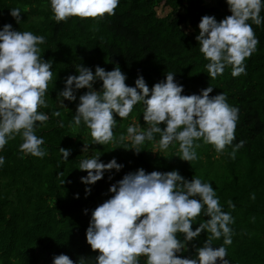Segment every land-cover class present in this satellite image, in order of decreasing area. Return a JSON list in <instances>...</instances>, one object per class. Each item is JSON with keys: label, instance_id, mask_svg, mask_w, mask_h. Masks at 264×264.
<instances>
[{"label": "trees", "instance_id": "obj_1", "mask_svg": "<svg viewBox=\"0 0 264 264\" xmlns=\"http://www.w3.org/2000/svg\"><path fill=\"white\" fill-rule=\"evenodd\" d=\"M160 6L169 8L166 15H159ZM17 7L21 9L19 25L10 15V9ZM52 15L50 0H0V30L10 23L14 29L43 35L46 42L39 45L41 57L52 61L53 73L44 97L48 107L39 109L50 118L36 129V135L45 140L42 147L47 155L23 156L19 136L0 150L5 158L0 166V264H52L53 256L61 253L74 262L84 256L94 264L96 253L86 242L91 211L110 198L111 184L139 168L146 172L178 170L189 181L198 177L211 183L223 210L230 212L235 221L230 225L233 243L225 246L226 258L230 264H264V23L252 25L260 43L244 61L247 74L234 78L231 67H226L223 75L211 79L205 67L209 61L200 53L195 37L202 16H215L219 22L231 15L226 0H119L115 15L106 14L102 19L72 17L57 23L50 19ZM187 24L190 31L185 28ZM78 65L90 67L93 73L97 65L106 71L119 66L128 86L134 87L142 75L150 89L171 72L183 85V95L200 94L211 86L210 96L222 92L230 106L239 108L233 146L241 140L245 144L232 159L228 155L232 146L218 154L212 145L197 141L198 159L189 163L176 157L178 144L154 152L160 139L155 134L154 140L139 146L141 152L136 155L130 149L127 127L140 123L142 130L147 128L143 105L137 104L128 118L115 117L114 142L93 145L90 130L83 122L76 126L73 121L75 103L87 89L77 90V100H67L66 107L57 99L66 77L78 75ZM101 84L97 81L93 87L99 90ZM53 111H60L61 116H52ZM60 120L64 127L58 126ZM84 143L89 144V151L82 152ZM60 147L71 149L67 161ZM96 155L103 163L115 158L124 167L120 172H105L94 185H85L81 177L87 173L78 165ZM86 187L91 188L87 197ZM229 199L235 204L234 210L226 203ZM84 209L89 210L88 214ZM207 219L203 214L197 217L193 230ZM206 236V231L202 232L189 242V251L180 255H193V245L202 246ZM178 238L183 240V235L178 234ZM221 245L223 238L213 241V247ZM144 260L141 257L140 264Z\"/></svg>", "mask_w": 264, "mask_h": 264}, {"label": "clouds", "instance_id": "obj_2", "mask_svg": "<svg viewBox=\"0 0 264 264\" xmlns=\"http://www.w3.org/2000/svg\"><path fill=\"white\" fill-rule=\"evenodd\" d=\"M226 4L231 15L219 22L215 16H202L199 34L195 37L200 53L209 61L205 67L211 79L223 75L226 67H231L234 78L246 75L244 61L257 51L260 43L252 25L264 23L261 16L264 0H226ZM118 5L119 0H50L53 13L50 19L57 23L72 17L102 19L106 14L115 15ZM10 15L19 25L21 9H10ZM45 42L43 35L14 29L10 23L2 25L0 150L19 136L22 141L19 152L23 156L43 158L47 155L42 147L45 140L36 135L37 127L45 125L50 118L39 111L41 107H48L44 97L53 77L52 61L41 57L39 45ZM75 70L78 75L66 77L57 99L62 107H66L64 100L76 101V91L87 89L79 96L73 121L76 126L83 122L90 130L93 145L114 142L115 117L128 118L137 104L143 105L147 128L142 130L140 123L127 127L130 149L136 155L141 152L139 146L146 140H154L155 134L160 136V150L178 144L176 157L189 163L198 159L196 149L200 143L197 141L212 145L218 154L232 146L228 153L232 159L245 144L241 140L233 146L239 108L230 106L222 92L210 96L211 86L202 89L200 94L183 95V85L176 82L171 72L150 89L142 75L135 80L134 87L128 86L127 76L119 66L106 71L97 65L95 73L84 65H78ZM97 81H102L99 90L93 87ZM52 116L60 117L61 112L53 111ZM58 126L64 127L62 120ZM124 139L121 135L120 140ZM88 146L84 143L82 152L89 151ZM59 151L67 161L71 149L60 147ZM99 158L100 155H96L80 161L78 169L87 173L81 177L85 185H94L103 179L105 172H120L124 167L115 158L108 163ZM4 163L5 158L0 156V166ZM108 191L112 195L91 211L86 229V242L96 253L94 264H140L141 257L145 258L144 264H230L225 246L233 243L230 225L235 221L230 212L223 210L211 183L198 177L189 181L178 170L146 172L139 168L111 184ZM90 193L91 188L86 187V197ZM251 199H255V193L251 194ZM226 203L230 209H235L231 199ZM88 211L84 209V214ZM202 214L209 219L193 230L196 218ZM205 231L207 236L203 245H193V255L181 256L189 251V242ZM178 234L183 235V240ZM221 238L223 245L213 247V241ZM52 264H90V261L81 256L74 262L61 253L53 256Z\"/></svg>", "mask_w": 264, "mask_h": 264}, {"label": "rangeland", "instance_id": "obj_3", "mask_svg": "<svg viewBox=\"0 0 264 264\" xmlns=\"http://www.w3.org/2000/svg\"><path fill=\"white\" fill-rule=\"evenodd\" d=\"M205 1L209 2L210 0H205ZM157 10H158L159 15L163 16V15H166V13L169 11V8H166V7H162V6H160V7H157ZM185 28H186V30H188V31L191 30V27H190L188 24L185 26ZM78 103H79V102H76L75 105L77 106ZM66 104H67V100L64 101V105H66ZM158 149H159V148L156 147V148L154 149V152H156Z\"/></svg>", "mask_w": 264, "mask_h": 264}]
</instances>
